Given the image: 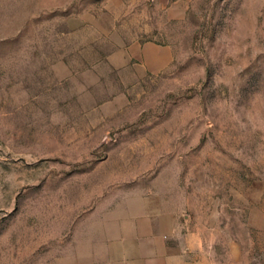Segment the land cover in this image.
<instances>
[{"label":"rangeland","instance_id":"374dc122","mask_svg":"<svg viewBox=\"0 0 264 264\" xmlns=\"http://www.w3.org/2000/svg\"><path fill=\"white\" fill-rule=\"evenodd\" d=\"M129 206L264 264V0H0V264H140Z\"/></svg>","mask_w":264,"mask_h":264},{"label":"crops","instance_id":"0c3cea01","mask_svg":"<svg viewBox=\"0 0 264 264\" xmlns=\"http://www.w3.org/2000/svg\"><path fill=\"white\" fill-rule=\"evenodd\" d=\"M167 57H162V62H165ZM129 214L127 224L118 227L116 232L121 235H126V240L121 244L128 250L130 247L134 248L135 258L128 260L127 263H140V264H173L175 259L172 254L167 252V231L161 220L153 218L150 225L142 229L140 224L134 218H140L142 211H138L136 207L129 206ZM128 235V236H127ZM122 237V236H121ZM133 237V240L129 238ZM119 239L120 237H116ZM132 242V243H131ZM126 244V245H124Z\"/></svg>","mask_w":264,"mask_h":264}]
</instances>
